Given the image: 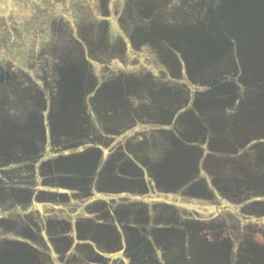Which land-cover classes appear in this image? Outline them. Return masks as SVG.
<instances>
[{"label":"rangeland","instance_id":"374dc122","mask_svg":"<svg viewBox=\"0 0 264 264\" xmlns=\"http://www.w3.org/2000/svg\"><path fill=\"white\" fill-rule=\"evenodd\" d=\"M215 10L0 0V71L15 76L0 83V256L99 264L122 225L150 264H169L162 241L198 236L194 263L264 264V48L207 59L182 44L180 28L206 30Z\"/></svg>","mask_w":264,"mask_h":264},{"label":"water","instance_id":"95a60500","mask_svg":"<svg viewBox=\"0 0 264 264\" xmlns=\"http://www.w3.org/2000/svg\"><path fill=\"white\" fill-rule=\"evenodd\" d=\"M214 2L216 16L209 19L206 30L204 26L180 28L182 44L207 59L216 57L222 49L232 43L238 50L244 49V52L249 54L264 48V0H214ZM2 77L0 75V78ZM223 80L225 77L216 76L205 88L216 89L222 85ZM65 161H68V166L82 167L84 163L83 159L75 157ZM16 260L14 256L10 258L9 255L0 256V264H16Z\"/></svg>","mask_w":264,"mask_h":264},{"label":"flooded vegetation","instance_id":"af4514ba","mask_svg":"<svg viewBox=\"0 0 264 264\" xmlns=\"http://www.w3.org/2000/svg\"><path fill=\"white\" fill-rule=\"evenodd\" d=\"M55 1V0H54ZM85 1V0H83ZM105 0H97V4H100L101 7L103 8V3ZM44 11V15L48 18H50V16L48 14H45V10L44 8L42 10H37L36 13L31 14V16L28 18V23L27 25H29L31 23L34 24L35 21L41 19L40 17L42 16V12ZM103 11V10H102ZM100 12L99 16L103 15V12ZM44 24V23H43ZM49 24H51V22L49 21ZM57 72V75L55 76L58 77L59 76V71H55ZM0 75H2L3 77L0 78V83L6 84L8 83V80L13 79L15 76H13L11 73H9L8 71H4L1 70L0 71ZM30 78V77H29ZM37 79H39V77H36ZM54 78V77H53ZM28 79V78H26ZM40 80V79H39ZM41 80L45 83H50L49 81V77H47V75H45L44 77L41 78ZM12 82V81H11ZM2 104H4L2 102ZM1 104V105H2ZM263 151V150H262ZM62 152V148L56 149L54 150L52 147H49L48 149V153L45 154L46 157H52L53 155H60V153ZM55 153H59V154H55ZM52 155V156H51ZM12 180H5L0 176V189L4 188V189H8L10 186H12ZM3 211V210H2ZM264 220V219H262ZM261 221V220H258ZM259 224H262L259 223ZM261 227H264V224H262ZM261 227L259 226V228L261 229ZM120 230L122 229V232L120 233V230L118 232L119 234V238L117 236L118 239V243L116 244L117 247L114 248L115 254H113L112 256H109L110 258H107V260L100 262L99 264H137V262H139V260H144V264H150L152 261V257H150V255L148 254L149 257L146 258L145 256V252L142 251V247L140 244H136V243H132L130 242V240L127 237V234H125L124 230H123V226L119 225ZM200 230H197L196 232H198ZM264 234L263 231H257L255 234ZM252 232H250V235L252 236ZM117 235V234H116ZM208 235V234H207ZM209 236V235H208ZM207 240L206 243H210V236L209 237H205ZM254 238V237H252ZM203 238H201V236L198 237H194L193 241H190V243H184L181 242L182 239H171V241H162L161 242V246L164 245V248L162 251L160 252H155V256H156V260L162 258V260H164L166 263L169 261V264H172L171 261L175 262L178 261V259L181 257L183 258V261H178L177 264H197L194 263L195 260L199 259V245H201ZM184 245V246H183ZM190 246V248H189ZM169 251L171 250V252L169 253L170 256H168L166 253H164V251ZM158 251V250H157ZM183 252H184V257L183 256ZM98 264V263H96ZM202 264H209V263H202Z\"/></svg>","mask_w":264,"mask_h":264}]
</instances>
